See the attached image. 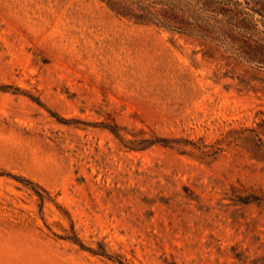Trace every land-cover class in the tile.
<instances>
[{"label": "rangeland", "instance_id": "1", "mask_svg": "<svg viewBox=\"0 0 264 264\" xmlns=\"http://www.w3.org/2000/svg\"><path fill=\"white\" fill-rule=\"evenodd\" d=\"M0 264H264V0H0Z\"/></svg>", "mask_w": 264, "mask_h": 264}]
</instances>
